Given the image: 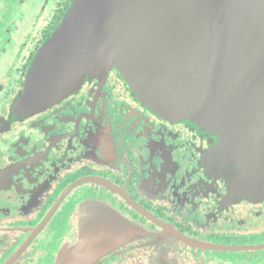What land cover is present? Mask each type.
<instances>
[{"label": "flooded vegetation", "instance_id": "flooded-vegetation-1", "mask_svg": "<svg viewBox=\"0 0 264 264\" xmlns=\"http://www.w3.org/2000/svg\"><path fill=\"white\" fill-rule=\"evenodd\" d=\"M72 2L0 0V264H71L70 244L112 215L141 232L86 264H264V199L230 200L205 166L208 136L143 106L115 68L17 110Z\"/></svg>", "mask_w": 264, "mask_h": 264}, {"label": "water", "instance_id": "water-1", "mask_svg": "<svg viewBox=\"0 0 264 264\" xmlns=\"http://www.w3.org/2000/svg\"><path fill=\"white\" fill-rule=\"evenodd\" d=\"M113 68L143 106L208 136L205 166L230 200L264 199V0H73L17 110H43ZM90 222L65 252L71 264L100 252L104 233L135 230L113 215Z\"/></svg>", "mask_w": 264, "mask_h": 264}, {"label": "rangeland", "instance_id": "rangeland-1", "mask_svg": "<svg viewBox=\"0 0 264 264\" xmlns=\"http://www.w3.org/2000/svg\"><path fill=\"white\" fill-rule=\"evenodd\" d=\"M134 229L135 230H133L129 234H127L125 236V238H130L131 236L137 235V234H139L141 232V228H139L135 224H134ZM121 234H122V231H118L117 233L114 234V236L112 238L111 236L108 237V235H111L110 233H106V234L104 233V236L106 237V240H105L106 241V244H105V246L103 248L109 247L107 244H109L110 240H114V241L124 240L125 238Z\"/></svg>", "mask_w": 264, "mask_h": 264}, {"label": "trees", "instance_id": "trees-1", "mask_svg": "<svg viewBox=\"0 0 264 264\" xmlns=\"http://www.w3.org/2000/svg\"><path fill=\"white\" fill-rule=\"evenodd\" d=\"M67 12V11H66Z\"/></svg>", "mask_w": 264, "mask_h": 264}]
</instances>
